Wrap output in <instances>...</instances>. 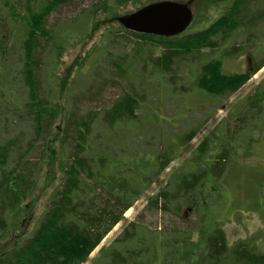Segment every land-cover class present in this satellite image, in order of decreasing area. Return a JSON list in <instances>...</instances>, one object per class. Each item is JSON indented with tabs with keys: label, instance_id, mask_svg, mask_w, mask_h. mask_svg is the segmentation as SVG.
Wrapping results in <instances>:
<instances>
[{
	"label": "trees",
	"instance_id": "16d2710c",
	"mask_svg": "<svg viewBox=\"0 0 264 264\" xmlns=\"http://www.w3.org/2000/svg\"><path fill=\"white\" fill-rule=\"evenodd\" d=\"M0 1L6 9L0 15V241L6 237L8 218L18 211L21 202L35 188L38 172L36 167L34 169L35 163L28 166L31 160L28 154L36 148L37 141L34 140L45 139L46 155L49 138L61 113L56 100L40 93L39 73L46 53L54 64L68 45H77L97 30L101 15L111 18L110 21H117L119 25L106 28L98 40L102 44L97 42L92 47L99 60L106 58L103 44L110 41L111 35L125 36L123 40L130 39V36L137 39L125 45L132 53L107 59V78L96 82V88L91 89L93 84L89 85V94L86 92L89 98L87 94L80 97L88 101L98 96L109 81L127 79L128 64L124 62L129 57L141 60L139 40L151 41L163 49L158 56L148 54L147 57L152 70L168 73L174 56L190 54L202 48H215V37L227 39L239 28L250 30L244 40L249 46L255 40L253 31L264 20V4L251 8L250 0H231L225 13L208 27L177 38L135 33L119 23L117 15L120 9L135 6L143 0H96L64 27L60 25L57 28H47L46 18L67 0H25L20 4H17L18 0ZM185 1L189 5L194 0ZM257 3L263 1L257 0ZM77 21L84 23L83 33L70 29ZM48 41H51V46L46 49ZM243 47L244 44H233L222 54H236ZM246 53L249 65L243 72L224 73L221 59L204 63L197 87L203 93L214 96L237 91L264 66V58L256 60L251 51ZM6 55L18 63L9 67V63L5 62L9 61ZM104 63L100 61V66L106 65ZM54 76L50 78L54 79ZM14 81L26 89L25 98L21 99L20 90L12 87ZM51 82L55 83V80ZM258 86L248 96H255L256 100L248 98L239 117L245 125L246 119L259 114L263 107L264 86ZM51 89L54 91V85ZM138 103L136 95L128 90L116 98L109 109H92L80 114L74 110L69 112L59 135L60 149L67 150V154L62 152L58 163L60 182L45 205L38 227L27 238L10 241V248L0 250V264H81L112 228L124 220L125 211L176 158L175 146L158 153H140L133 146L128 154L117 156L102 151L95 156L94 150L90 151L89 142L99 123L108 126L110 131L107 130L104 135L110 138L121 123L135 120ZM5 115L8 118L6 125L2 121ZM22 123L31 128L33 141L23 142L26 128L12 136L4 130L7 125ZM198 130L194 127L185 132L177 139L178 146L188 143ZM210 147L212 140L205 137L189 162L150 195L143 208L171 213L190 226L150 229L137 222H129L122 227L117 238L99 249L92 264H264V248L260 249L249 240L229 243L223 227L210 213L211 206L223 194L224 185L220 180L232 163L226 155L228 143L215 154H211ZM260 200L264 204V189ZM262 237L264 240V233Z\"/></svg>",
	"mask_w": 264,
	"mask_h": 264
},
{
	"label": "rangeland",
	"instance_id": "374dc122",
	"mask_svg": "<svg viewBox=\"0 0 264 264\" xmlns=\"http://www.w3.org/2000/svg\"><path fill=\"white\" fill-rule=\"evenodd\" d=\"M24 1L18 0L17 4ZM94 1L96 0H67L49 13L46 18V27L57 28L60 25L64 27V24ZM162 1L168 0L151 2L143 0L142 3L135 6L128 5L120 9L117 16L118 18L127 16L146 5ZM171 1L186 3L185 0ZM262 1L263 3L258 4L257 0H250L251 8L261 7L264 4V0ZM230 2L231 0L192 1L189 4L191 20L188 27L171 36L180 38L208 27L210 23L225 13ZM3 12H6V9L2 7L0 1V15ZM110 19L101 15L97 30L77 45H68L54 64L48 53L43 56L44 64L39 73L40 93L56 100L60 105L61 113L55 122L51 138L48 137L50 142L46 155L44 154L45 139L38 140L36 138L34 140L37 141L36 148L28 154L31 159L28 161V166H33L35 163L34 169L36 167L38 179L31 195L22 201L18 211L8 218V230L6 237L0 241V250L10 248V241L23 240L31 235L38 227L45 205L60 182L61 172L58 163L62 152L67 154V150H62L59 146V135L61 127L65 123V117L71 110L80 114L92 109L95 111L109 109L114 100L128 90H132V94L136 95L139 100L135 120L121 123L110 138L104 135L108 126L99 123L89 142L90 151L94 150L95 156H98V152L101 151L111 152L112 155L117 156L121 153L128 154L133 146L137 147L138 149L135 150H139L140 153H158L169 146H175L176 158L170 161L169 165L134 205L125 211L124 220L112 228L81 264H92V261L98 256L99 249L109 245L117 238L122 232V227L129 222H137L150 229L190 226L171 213L146 211L143 208L147 198L164 186L170 176L178 173L179 169L189 162L197 146L205 137L212 140L211 154H215L228 143L229 149L226 155L228 161H232L231 168L227 167L225 175L220 180L224 185L223 194L211 206V215H215L214 217L223 227L229 243L249 240L256 244L255 246L263 249L264 204L260 200V193L264 189V104L259 114L246 119V125L239 121V117L243 114L247 101L249 99L256 100L255 96L250 98L248 96L253 94L258 85V88L264 86V66L237 91L219 96L203 93L197 87V79L202 65L212 60L221 59L223 72L229 74L243 72L247 69L249 65L247 51H251L256 60L264 58V20L253 31L255 40L249 46L244 40L250 30L239 28L227 39L222 40L215 37L214 40L217 41L215 48H202L186 55H173L171 70L168 73L159 72L154 68L152 70L151 61L147 57L148 54L153 57L158 56L163 49L155 46L151 41L139 40L141 42L139 53L141 60L129 57L124 62L128 64L127 79H115L112 80V83L109 81L98 96L88 99L89 85L93 84L91 89L96 88L94 86L96 82L103 77L107 78L105 74L107 72L105 68L108 69L107 61L113 60L116 56L130 53L131 50L125 45L129 41L137 40L132 36L128 40H123L122 38L125 36L111 35L110 41L103 44L105 46L103 55L106 58L99 60L97 55L92 52V47L97 44L106 28L119 25L117 21H110ZM70 29L83 33L85 25L77 21L70 26ZM116 33L114 32V34ZM233 44H244V47L236 54L228 56L226 53L222 54L224 49H229ZM50 46L51 41H48V44L46 42L47 48H45L49 49ZM136 51L139 52L138 49ZM6 56L9 61L5 62L9 63V67L18 63L17 60ZM100 61L101 64L105 62L106 65L100 66ZM79 66L80 69L83 68L80 70ZM52 76L54 79L50 78ZM52 80H55V83L51 82ZM13 84V88L20 90L21 99L25 98L26 89H23L16 81ZM53 85L56 97H54L55 92L51 89ZM84 94H87L88 101L80 98ZM2 117L3 124H8L7 115ZM194 127L199 128L196 135L188 143L178 146L177 139ZM24 128L26 130L23 132V142L32 140V130L27 128L24 123L7 125L4 130L12 136ZM222 129H226V131L223 132ZM229 164L230 162H228V166ZM223 179L226 181L223 182Z\"/></svg>",
	"mask_w": 264,
	"mask_h": 264
},
{
	"label": "water",
	"instance_id": "95a60500",
	"mask_svg": "<svg viewBox=\"0 0 264 264\" xmlns=\"http://www.w3.org/2000/svg\"><path fill=\"white\" fill-rule=\"evenodd\" d=\"M190 20L191 10L188 5L173 1L152 3L118 18L128 30L163 36L180 33Z\"/></svg>",
	"mask_w": 264,
	"mask_h": 264
}]
</instances>
